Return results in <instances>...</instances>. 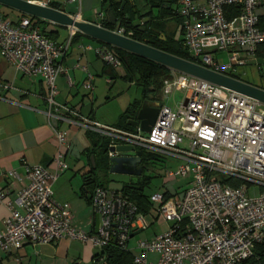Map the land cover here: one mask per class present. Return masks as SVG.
Instances as JSON below:
<instances>
[{
	"label": "built area",
	"instance_id": "built-area-1",
	"mask_svg": "<svg viewBox=\"0 0 264 264\" xmlns=\"http://www.w3.org/2000/svg\"><path fill=\"white\" fill-rule=\"evenodd\" d=\"M52 1L39 4L53 8ZM175 4L189 61L235 79L241 67L262 70L264 58H258L256 51L264 45V12H259L264 11V0H175ZM78 14L79 9L74 17ZM69 30V39L59 44L34 27L29 17L13 23L0 16V54L17 72L44 81L48 119L84 127L107 139L108 148L132 146L143 161L165 157L176 165L165 169L164 182L188 181L181 195L166 191L149 196L153 220L166 224L167 229L137 240L132 263L241 264L252 257L255 245L264 239V104L169 69L160 99L174 93L182 98L173 107L159 103L148 133L138 127L130 132L102 126L56 100L57 78L65 76L71 84L62 63L75 33ZM115 32L126 36L123 29ZM96 53L108 66L120 67L113 50L100 48ZM218 54L225 55L226 63L219 62ZM80 68L86 73L82 88L91 93L94 76L86 67ZM9 88L0 83V91ZM52 131L56 141L52 169L24 166L27 186L5 201L9 216L0 229V256L27 243L47 245L62 239L90 243L98 250L115 242L130 251L131 237L149 224L122 191L96 187L88 195L91 212L99 220L96 233L76 228L69 206L55 201L52 184L68 170L70 141L66 131ZM107 155L113 158L117 153L108 151ZM7 176L18 178L14 171ZM230 181L240 184L234 187ZM6 196L0 191V201ZM169 222L174 225L168 226ZM148 254H156V262L148 261ZM103 260L98 257L94 264Z\"/></svg>",
	"mask_w": 264,
	"mask_h": 264
},
{
	"label": "crops",
	"instance_id": "crops-1",
	"mask_svg": "<svg viewBox=\"0 0 264 264\" xmlns=\"http://www.w3.org/2000/svg\"><path fill=\"white\" fill-rule=\"evenodd\" d=\"M27 1L47 2L48 0ZM106 1L67 0L66 4L62 5L58 1L53 0L51 4L71 16H75L79 9L78 20L101 26L102 22L109 15L105 10ZM132 1L139 14L143 15L148 11L147 6L139 9L135 0ZM70 7L74 9L71 11L69 10ZM172 9L173 14H175V3ZM153 12L157 13L155 10ZM259 12L263 13L264 11L259 10ZM0 16L7 17L13 23H18L26 15L0 5ZM171 22L175 23L174 27L170 24ZM50 24L48 29L58 32L57 43L62 44L69 39V28ZM180 24L174 20L168 21L167 29H170V33L172 34L178 31L179 35H181L179 37L182 38ZM61 29L65 30L66 37L61 35ZM78 33L79 37L70 42L68 51L62 61L68 69V77L71 84L68 85L65 76L57 78L58 95L56 100L59 104L70 107L90 121L97 122L102 126L114 127L118 124L120 116L126 109L117 115L114 114L112 116L113 119L110 116L101 114V104L102 106L106 105L110 98L105 97V93L97 96L96 90H94L95 84L93 85L94 93L82 92V84L86 79V73L80 67H86L88 72H92L93 74H91L94 76V79L100 76L105 77L106 84L112 83L113 76H115V79L118 76L121 77L123 72L119 75L117 72L119 68L115 69L108 65L107 67L106 63L97 55V49L107 48L103 45L104 43L85 36L80 32ZM240 76L241 73L237 78L242 80ZM0 83L10 86L9 89L0 91V97L5 99L0 100V191L7 193V196L0 201V229L3 227L4 220L9 216V209L5 205V201L7 199H14L18 192L28 184L24 166L39 165L52 169V159L56 152V141L52 128H55L67 132L70 141V152L68 163L66 162L68 170L63 172L52 184L53 197L57 203L69 206L72 222L76 228L85 232L96 233V217L93 216L89 203L83 195V175L88 173L94 164V161H92L93 155L89 156V153H87L88 149L90 151L91 146L86 138L87 133L92 132L84 127L72 125L65 120L48 119L45 115L47 108L45 101L47 87L44 81L39 77H26L17 72L13 66L6 62L1 54ZM255 86L264 88L263 83H258ZM149 101L152 102V100ZM10 171H14L18 178L8 177L7 174ZM95 175L100 182L96 171ZM145 216L146 220L147 216L153 217L151 212ZM158 222L161 225L163 224L161 221ZM150 225L148 226L150 227ZM140 232L142 230H137L134 235ZM154 235L155 233H152V235L144 239H149ZM135 243L134 241L131 247H129L133 256L138 252L135 249ZM94 248L97 249L90 243H81L67 239L47 245L32 246L27 243L18 251L1 254L0 264H81L83 253L86 260L89 256L91 263L94 264L93 256L99 252L98 249L96 252L93 251ZM147 259L148 261L156 262L157 255L148 254Z\"/></svg>",
	"mask_w": 264,
	"mask_h": 264
},
{
	"label": "trees",
	"instance_id": "trees-1",
	"mask_svg": "<svg viewBox=\"0 0 264 264\" xmlns=\"http://www.w3.org/2000/svg\"><path fill=\"white\" fill-rule=\"evenodd\" d=\"M145 1L148 11L141 15L132 0H107L105 2V10L109 15L108 18L102 22L101 27L111 31L117 28L123 29L124 34L135 41L145 43L176 57L191 60L184 49L182 38L179 37L181 35L175 37V34H168L167 31L168 21L174 20L176 23L180 24V19H178L176 13L173 14L172 6L175 0ZM123 3L124 5H122ZM51 7L56 8L53 5H51ZM154 10L157 11L156 14L153 12ZM135 15H138V19L146 18L147 21H145L142 26H133L132 23L135 20ZM30 20L33 26L38 27L40 32L47 38L53 41L57 40L58 32L48 29L49 25H51L49 22L36 18H30ZM142 27L145 28L144 31L139 30V28ZM77 37H79L78 32L73 35L71 41L73 42ZM103 45L113 50L118 57L120 61L119 68L123 72L120 78L125 82L139 86L142 90V100L132 102L120 116L118 124L114 126L121 130L133 132L135 128L130 122L135 119L136 111L144 100H157V96H160L164 80L170 77V70L160 64L121 49L106 44ZM256 52L258 58H264V45H260ZM112 79H115V76H113ZM150 93L153 94L152 99L149 98ZM86 138L91 146L90 151L88 149L87 153H89V156L93 155L94 161L90 171L83 175V195L89 203L88 195H90L96 187H103V185H101L102 183L98 181L95 171L100 169L104 174L108 169L109 159L107 155V139L93 133H87ZM144 161L146 162L147 160ZM148 183L149 180L145 177L139 185L140 188L130 189L129 187H125L122 190L123 194L137 207L138 211L144 215H147L150 209H152L149 196L143 193L144 187L147 186ZM229 184L236 187L240 183L230 181ZM98 257H104L102 264H133V254L129 250L122 249L115 242H111L109 246L103 250H99V252L93 256V261ZM241 264H264V239L255 245L252 257L243 261Z\"/></svg>",
	"mask_w": 264,
	"mask_h": 264
},
{
	"label": "water",
	"instance_id": "water-1",
	"mask_svg": "<svg viewBox=\"0 0 264 264\" xmlns=\"http://www.w3.org/2000/svg\"><path fill=\"white\" fill-rule=\"evenodd\" d=\"M3 5L12 10L18 11L30 18H36L50 22L54 25L69 28L80 32L101 43L129 52L141 58L160 64L170 70L184 73L197 79L207 81L219 87L249 97L261 104H264V89L244 82L239 79L230 78L222 74L215 73L203 68L189 60L176 57L164 51L153 48L145 43L135 41L130 37L120 35L115 31L105 29L99 25L78 20L64 12L43 6L39 2L27 0H0ZM124 5V3L122 4ZM133 26H138L147 21L146 18L138 19L134 16ZM144 27L139 28L144 31ZM156 104L144 100L136 111L135 119L130 122L133 127H138L142 132L148 133L157 116ZM116 152L117 156L108 158V169L104 173L107 189L110 191H122L123 185L128 183H141L143 160L141 153L135 152L132 146L119 145L117 147H107V152ZM93 161V158H92ZM96 226L99 220L96 217ZM174 222H169L168 226H173Z\"/></svg>",
	"mask_w": 264,
	"mask_h": 264
},
{
	"label": "rangeland",
	"instance_id": "rangeland-1",
	"mask_svg": "<svg viewBox=\"0 0 264 264\" xmlns=\"http://www.w3.org/2000/svg\"><path fill=\"white\" fill-rule=\"evenodd\" d=\"M135 2L137 3V6L139 9H141V7H144V8L146 7L145 0H135ZM73 9L74 8L70 7L69 10L72 11ZM170 24L172 25V27L175 26L174 22H171ZM167 31H168V34H172L170 33L171 32L170 29H167ZM60 33L62 36L66 37L65 30L61 29ZM178 36H179V32L176 31L175 37H178ZM217 57L220 63H226L225 55L218 54ZM117 72L120 75L122 73V70L119 68L117 69ZM240 73H241L240 77L244 82H249L253 85H256L258 83L264 84V66L260 72L253 70V67L251 66L241 67L239 71V75ZM95 79H94L93 85L95 84L94 90H96L97 96L103 95L105 93L106 95L105 97L110 98L109 102H107L106 105L104 104L102 106L101 104L100 106L101 108L100 112L101 114L105 116H110L112 118L114 114L117 115L119 112L125 110L129 103L142 100L141 88L137 85H134L133 83L131 84L129 82L123 81L119 76L118 78L111 80L112 81L111 84H106L105 83L106 78L102 76L95 77ZM82 92L86 93L83 88H82ZM149 98L152 99L153 94L150 93ZM160 98H161V95L160 96L158 95L157 100L159 101L160 105L166 104V105L173 107L175 102L181 100L182 95L179 93H174V94H171L168 99H160ZM68 157H69V153L66 158L67 163H68ZM175 165H176L175 163L167 161L165 157H159L156 159L149 158L144 163L145 176L148 178L149 183L147 184V186L144 187L143 193L147 196H150L154 193H165L166 191H169V193L172 195H177V194L181 195L182 191H184L187 188V185H188L187 180L178 178L175 181H169L167 183L164 182L165 169L170 166L174 167ZM96 174L99 176V180L102 183V185L104 187H107V183H106V180L104 178V174L102 173V171L98 169L96 170ZM150 212L152 216L155 215L153 212V209H150ZM147 222L149 225L152 223L150 227L148 228V230L142 231L134 235L129 241V247H131L134 241L136 242L137 240L144 239L148 237L149 235H152V233H155L156 235L160 234L167 228L166 224L163 223L161 225V223H159L158 221L157 222L154 221L151 216H147ZM93 251L96 252L97 249L94 248ZM81 259H82L81 264H92L89 256L87 257V260H86L84 253Z\"/></svg>",
	"mask_w": 264,
	"mask_h": 264
},
{
	"label": "flooded vegetation",
	"instance_id": "flooded-vegetation-1",
	"mask_svg": "<svg viewBox=\"0 0 264 264\" xmlns=\"http://www.w3.org/2000/svg\"><path fill=\"white\" fill-rule=\"evenodd\" d=\"M153 103H155L156 104V110H158L159 109V101L158 100H154V101H152ZM144 163H145V161H143L142 162V164H141V169H142V175H141V181L143 180V179H145V167H144ZM141 184V183H140ZM139 184V185H140ZM139 185H137V184H135V183H128V184H126V185H123V189L125 188V187H129L130 189H135V188H140L139 187Z\"/></svg>",
	"mask_w": 264,
	"mask_h": 264
}]
</instances>
